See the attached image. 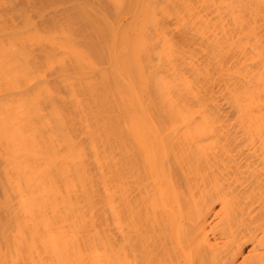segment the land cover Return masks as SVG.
Wrapping results in <instances>:
<instances>
[{"label": "bare ground", "instance_id": "bare-ground-1", "mask_svg": "<svg viewBox=\"0 0 264 264\" xmlns=\"http://www.w3.org/2000/svg\"><path fill=\"white\" fill-rule=\"evenodd\" d=\"M0 264H264V0H0Z\"/></svg>", "mask_w": 264, "mask_h": 264}]
</instances>
